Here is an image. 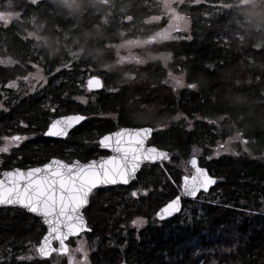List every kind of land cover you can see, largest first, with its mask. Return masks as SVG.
<instances>
[{"label":"trees","instance_id":"trees-1","mask_svg":"<svg viewBox=\"0 0 264 264\" xmlns=\"http://www.w3.org/2000/svg\"><path fill=\"white\" fill-rule=\"evenodd\" d=\"M156 2L0 0V13L15 15L0 22V58L14 60L0 65V83L37 69L46 78L20 98L0 89L7 95L1 101L0 94V136L28 137L13 152L20 168L105 156L98 139L122 127H150L148 144L169 152L167 162L143 166L128 186L92 192L82 211L90 231L80 235L90 264H264V0L188 5V32L150 46L171 56L166 67L113 65V45L155 29L148 20ZM166 71L184 74L185 87L165 84ZM91 76L101 78L102 89L86 93ZM73 114L85 119L64 139L44 136L52 120ZM233 133L242 141L238 154L209 158ZM193 148L200 149L198 165L218 181L158 222V209L180 194ZM137 217L148 224L135 230L129 222ZM45 232L41 218L0 208V264H42L33 246ZM29 255L31 262L17 259Z\"/></svg>","mask_w":264,"mask_h":264},{"label":"snow or ice","instance_id":"snow-or-ice-1","mask_svg":"<svg viewBox=\"0 0 264 264\" xmlns=\"http://www.w3.org/2000/svg\"><path fill=\"white\" fill-rule=\"evenodd\" d=\"M86 86L89 90L99 89L102 87V80L91 76ZM7 87L14 88L16 83L10 82ZM83 119L85 118L80 115L61 117L48 126L45 135L64 136L68 128ZM150 132V128L121 129L119 132L104 135L100 138L99 145L109 149L113 155L88 163H65L52 159L36 167H16L0 172V205L21 206L41 217L43 224L47 226L46 233L33 246L34 255L42 264H47L50 259L52 264H59V257H63L66 264H90L89 248L80 238L81 233L90 229L87 228L81 210L89 203L90 194L97 186L115 184L118 181L127 184L142 161L169 159L167 152L155 146H146L145 139ZM125 133L127 139L124 138ZM26 139L27 136L19 133L0 136V141H3L0 153H9L12 147H18ZM187 163L190 165V173L179 178V187L183 196L196 198L198 193L207 192L217 181L204 168L198 166L195 155ZM168 179H171L170 175ZM172 182L175 183L174 180ZM137 195L138 191L131 193L132 197ZM180 200V195L170 199L156 212V217L163 220L172 216L179 211ZM131 223L139 228L145 221L136 218ZM73 237L76 238L75 247H71L68 242ZM53 241L57 247L52 246ZM33 258L32 255L17 257L29 262Z\"/></svg>","mask_w":264,"mask_h":264},{"label":"rangeland","instance_id":"rangeland-1","mask_svg":"<svg viewBox=\"0 0 264 264\" xmlns=\"http://www.w3.org/2000/svg\"><path fill=\"white\" fill-rule=\"evenodd\" d=\"M204 0H157L156 2V8L157 13L155 16H152L148 22L150 24H153L155 29L150 31L148 36H145L143 38L141 37H135V38H129L124 39L118 44H115L112 46V51L115 56V62L113 65H120V66H128V65H146L148 63H154V62H161V64L166 67L167 63L171 60V56L169 54H156L154 52L150 51V46L152 44H159L165 41L169 40H179L181 36L188 32L189 30V21L187 19V9L186 7L191 4H198ZM15 15H9L6 13L1 14L0 13V22L7 23L12 18H14ZM148 47V48H147ZM14 64V60L11 58H0V65L2 66H11ZM42 77L43 79H39ZM10 82H15L16 87L11 88L7 87L11 90H13L15 93L18 94V97H24L28 94L33 93L34 89L36 90L40 87L41 84L46 83L45 75L40 71V69L35 70L33 73H30L26 77L16 78L14 80L9 79L8 83H0V86L8 85ZM86 82L85 87H86ZM164 83L167 85H170L176 90H179L180 88L185 87V76L184 74L180 72H170L166 71ZM88 90H86V93ZM90 93V92H89ZM0 94H2V99H6V93H3L0 91ZM80 101L84 102L85 98L80 97L78 98ZM2 103V102H1ZM0 103V110H4L5 106ZM180 118H182L181 115H177L173 117L174 121L180 122ZM25 141V140H24ZM22 141V142H24ZM21 142V143H22ZM20 143V145H21ZM3 144V141L1 145ZM241 137L238 133H233L229 137L228 140H226L223 143H218L214 147H212L211 153L209 152V158H216L222 155L227 154H238L236 150L239 148L237 145H241ZM13 148V147H12ZM11 148V149H12ZM10 149V150H11ZM243 150V146L240 148V150ZM0 153V157H1ZM200 149L199 148H193L190 153V157L195 155L196 157L199 156ZM167 162V161H166ZM188 161H185L186 167L188 166ZM182 167V164H180ZM180 168V166H179ZM184 171V170H183ZM181 171L182 175H186V168L185 172ZM180 173V174H181ZM138 193H140L139 190ZM204 194V192H200L199 195ZM142 218L145 223L140 226L139 228L132 225L131 221L129 222V225L131 228L138 230L143 227H145L148 222L143 217H137ZM136 219V218H135ZM156 219V218H155ZM157 221V220H156ZM85 241V244L87 245L85 237L82 235L80 236ZM72 244H70L71 247H75L76 244V238H73ZM88 246V245H87ZM89 248V247H88ZM77 258H79V254H77ZM59 264H66L63 257H59ZM50 264H52V261L50 260Z\"/></svg>","mask_w":264,"mask_h":264},{"label":"water","instance_id":"water-1","mask_svg":"<svg viewBox=\"0 0 264 264\" xmlns=\"http://www.w3.org/2000/svg\"><path fill=\"white\" fill-rule=\"evenodd\" d=\"M86 89L89 91V92H91V91H98V90H101L102 89V87L101 88H99V89H92V90H89L88 88H87V86H86ZM74 115H79V114H73V115H66V116H74ZM80 116H82V115H80ZM61 117H65V116H61ZM61 117H58V118H55L54 120H57V119H59V118H61ZM84 117V116H83ZM54 120H52L51 121V123L54 121ZM84 120V119H83ZM82 120V121H83ZM82 121H80V122H78V123H74L73 125H72V127H70V128H68L67 129V131H66V134L64 135V136H59V137H56V136H48V135H45V133L47 132V130H48V127H47V129H46V131L44 132V136L45 137H47V138H56V139H64L66 136H67V134L71 131V130H73L76 126H78L79 124H81L82 123ZM50 123V124H51ZM49 124V125H50ZM48 125V126H49ZM142 128H150V127H142ZM121 129H131V130H135V129H139V128H131V127H122V128H119V129H117V130H115V131H113V132H110V133H116V132H119ZM151 129V128H150ZM152 132H153V130L151 129V132L147 135V137H146V139H145V144H146V146H152V145H148L147 144V142L151 139V136H152ZM110 133H107V134H110ZM107 134H105V135H107ZM104 136V135H103ZM102 136V137H103ZM101 138V137H100ZM100 138L98 139V146H99V149L100 150H102V151H105V152H107L108 153V155L107 156H109V155H113V153L109 150V149H104V148H102V147H100V145H99V140H100ZM124 138L125 139H127L128 138V136H127V133H125L124 134ZM157 148V147H156ZM158 149V148H157ZM160 150V149H159ZM162 151H165V150H162ZM165 152H167V151H165ZM168 154H169V152H167ZM107 156H103V157H107ZM101 157H99V158H97V159H93V160H99ZM52 159H57V158H52ZM51 159V160H52ZM58 160H60V159H58ZM169 160V159H168ZM168 160H166V161H168ZM62 161V160H61ZM73 161H78V160H73ZM72 161V162H73ZM90 161H92V160H90ZM166 161H161V160H157V161H155V162H151V161H142L141 162V164H140V167L137 169V171L135 172V174H134V176H133V178L132 179H130L129 180V182L127 183V184H124V183H122V182H117V183H115V184H107V185H99V186H97L96 188H94L93 189V191H95L96 189H98V188H109V187H116V186H121V187H126V186H128L132 181H134L135 180V178H136V174H137V172L141 169V167L143 166V165H147V164H158V163H162V162H166ZM64 162V161H63ZM71 162V163H72ZM79 163H81V164H84V163H88L89 161H87V162H80V161H78ZM66 163V162H65ZM199 166V165H198ZM200 167V166H199ZM203 168V167H202ZM186 169H188V171H186L188 174L190 173V165H188L187 167H186ZM205 169V168H204ZM206 170V169H205ZM207 171V170H206ZM208 173V172H207ZM209 175V174H208ZM210 176V175H209ZM216 179V178H215ZM216 181H217V179H216ZM216 184V183H215ZM215 184H213V185H211L210 187H209V189L211 188V187H213ZM181 190V189H180ZM92 191V192H93ZM209 191V190H208ZM207 191V192H208ZM207 192H204V193H207ZM92 194V193H91ZM90 194V195H91ZM199 194V193H198ZM197 194V195H198ZM180 196H181V200H180V205H179V211H177V212H175L172 216H169V217H167V218H165V219H163V220H161V219H158L157 217H156V215H155V218H156V220L158 221V222H163V221H167V220H169V219H171V218H173L174 216H176V215H178L180 212H181V210H182V199L184 198V199H194V198H192V197H186V196H183L182 195V192H180V194H179ZM166 204V203H165ZM87 206V205H86ZM85 206V207H86ZM164 206V205H163ZM162 206V207H163ZM1 207H17V208H20V209H23V210H25L28 214H31V215H33V216H36L35 214H32V213H30L29 211H27L26 209H24L23 207H21V206H13V205H0V208ZM84 207V208H85ZM83 208V209H84ZM83 209L81 210V214H82V211H83ZM159 210V209H158ZM82 216H83V214H82ZM36 217H38V216H36ZM39 218H41V217H39ZM83 218H84V216H83ZM42 219V218H41ZM84 220H85V218H84ZM45 226V228H46V231H47V226L46 225H44ZM88 228V227H87ZM89 229V228H88ZM85 232H89V231H85ZM85 232H83V233H85ZM46 233V232H45ZM83 233H81V234H83ZM80 234V235H81ZM73 238H75V237H73ZM54 244H56V242L55 241H53L52 242V246L53 247H57L58 245L56 244V245H54Z\"/></svg>","mask_w":264,"mask_h":264},{"label":"flooded vegetation","instance_id":"flooded-vegetation-1","mask_svg":"<svg viewBox=\"0 0 264 264\" xmlns=\"http://www.w3.org/2000/svg\"><path fill=\"white\" fill-rule=\"evenodd\" d=\"M31 73H33V72H31ZM29 75V74H28ZM28 75H26V76H28ZM26 76H18V77H15L14 79H16V78H21V77H26ZM13 79V80H14ZM3 89V88H6V89H8L7 88V86L6 85H3V86H0V89ZM1 89V90H2ZM36 90V88L34 89V91ZM33 91V92H34ZM17 94V93H16ZM18 95V94H17ZM13 135V134H12ZM1 143H2V141H0V145H1ZM148 143V142H147ZM149 145V144H148ZM20 147V144H19V146L18 147H13L10 151H9V153H3V154H1V157H0V172H3V171H5V170H9V169H11V168H16V167H18V168H20L19 167V157H18V155L15 153V154H13V152L14 151H17L18 150V148ZM107 153V152H106ZM107 155H108V153H107ZM107 155H105V156H107ZM101 157H103V156H101ZM11 158V159H10ZM99 158V157H98ZM9 159L11 160V162L10 163H8L7 161H9ZM67 163V162H66ZM71 163V162H70ZM143 166H145V165H143ZM142 166V167H143ZM36 167V166H35ZM141 167V168H142ZM27 168H29V167H26V168H21V169H27ZM139 172V171H138ZM137 172V173H138ZM186 174H188V173H186ZM137 175V174H136ZM116 187H119V186H116ZM116 187H109V188H116ZM1 208H9V207H1ZM15 208H17V207H15ZM43 221V220H42ZM54 245H56V244H54Z\"/></svg>","mask_w":264,"mask_h":264},{"label":"bare ground","instance_id":"bare-ground-1","mask_svg":"<svg viewBox=\"0 0 264 264\" xmlns=\"http://www.w3.org/2000/svg\"><path fill=\"white\" fill-rule=\"evenodd\" d=\"M217 181H218V180H217ZM216 183H217V182H216ZM211 188H212V187H211ZM211 188H210V189H211ZM210 189H209V190H210Z\"/></svg>","mask_w":264,"mask_h":264},{"label":"crops","instance_id":"crops-1","mask_svg":"<svg viewBox=\"0 0 264 264\" xmlns=\"http://www.w3.org/2000/svg\"><path fill=\"white\" fill-rule=\"evenodd\" d=\"M148 144V143H147ZM180 192H181V190H180Z\"/></svg>","mask_w":264,"mask_h":264}]
</instances>
